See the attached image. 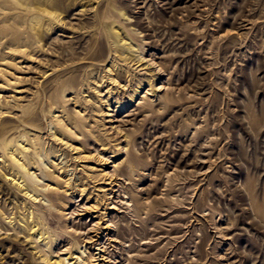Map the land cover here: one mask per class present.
Here are the masks:
<instances>
[{
	"label": "rangeland",
	"instance_id": "1",
	"mask_svg": "<svg viewBox=\"0 0 264 264\" xmlns=\"http://www.w3.org/2000/svg\"><path fill=\"white\" fill-rule=\"evenodd\" d=\"M0 264H264V0H0Z\"/></svg>",
	"mask_w": 264,
	"mask_h": 264
}]
</instances>
